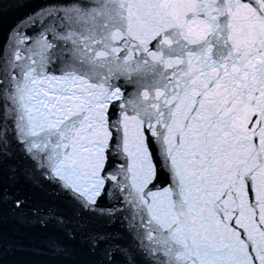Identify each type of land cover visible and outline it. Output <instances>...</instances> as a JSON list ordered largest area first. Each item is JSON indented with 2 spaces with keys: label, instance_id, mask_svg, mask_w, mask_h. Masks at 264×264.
Masks as SVG:
<instances>
[{
  "label": "snow or ice",
  "instance_id": "obj_1",
  "mask_svg": "<svg viewBox=\"0 0 264 264\" xmlns=\"http://www.w3.org/2000/svg\"><path fill=\"white\" fill-rule=\"evenodd\" d=\"M17 251L264 264V0H43L0 33V264Z\"/></svg>",
  "mask_w": 264,
  "mask_h": 264
},
{
  "label": "water",
  "instance_id": "obj_2",
  "mask_svg": "<svg viewBox=\"0 0 264 264\" xmlns=\"http://www.w3.org/2000/svg\"><path fill=\"white\" fill-rule=\"evenodd\" d=\"M43 0H29V3L18 8L13 0H6L3 15L0 16V33H6L19 19L25 17L33 9L38 8ZM9 239H22L25 244H30L33 233L26 227L15 224L11 219L5 226ZM6 264H40L42 257L28 251L9 252L4 257Z\"/></svg>",
  "mask_w": 264,
  "mask_h": 264
}]
</instances>
